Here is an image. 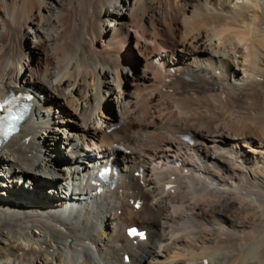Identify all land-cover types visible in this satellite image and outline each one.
I'll return each instance as SVG.
<instances>
[{
  "label": "bare ground",
  "instance_id": "1",
  "mask_svg": "<svg viewBox=\"0 0 264 264\" xmlns=\"http://www.w3.org/2000/svg\"><path fill=\"white\" fill-rule=\"evenodd\" d=\"M10 91L0 264H264V0H0Z\"/></svg>",
  "mask_w": 264,
  "mask_h": 264
},
{
  "label": "rangeland",
  "instance_id": "2",
  "mask_svg": "<svg viewBox=\"0 0 264 264\" xmlns=\"http://www.w3.org/2000/svg\"><path fill=\"white\" fill-rule=\"evenodd\" d=\"M134 74V73H133ZM128 76V75H127ZM51 101V100H50ZM51 102H53V101H51ZM66 108V110H69L70 111V109L68 108V107H65ZM115 112H114V109L111 107V108H109V110H108V118L107 119H109L110 121H111V123H114L115 122ZM255 133H259V132H257V131H255ZM250 148H252L251 150L253 151V150H255V149H257V146L254 144V145H252L251 147H244V149H246V150H248V149H250ZM54 149H55V152H56V154L58 155L59 153L61 154V155H59V156H57V161L58 162H60L61 161V159H63V161L64 160H67V154L64 152V148L62 149V148H59L57 145H54ZM258 150V149H257ZM5 208V210H9V206H6V207H4ZM262 234H264V231H263V233ZM263 243H264V235H263ZM223 250V251H222ZM222 250H215V251H212L213 252V254H211V253H209V255H212L215 259H219L220 258V256L222 257L223 256V258H220L219 260H218V262H223L222 264H228V261L229 260H233L232 258H234L235 257V255H236V253L233 251V250H231V249H222ZM229 250H230V252H229ZM216 252V253H215ZM224 252V253H223ZM219 253V254H218ZM223 254V255H222ZM233 254H235V255H233ZM225 255V256H224ZM231 255V256H230ZM233 255V256H232ZM212 257V258H213ZM226 260V261H225Z\"/></svg>",
  "mask_w": 264,
  "mask_h": 264
}]
</instances>
